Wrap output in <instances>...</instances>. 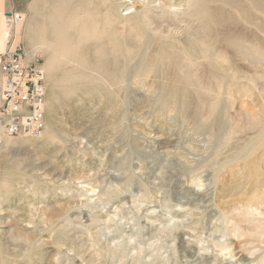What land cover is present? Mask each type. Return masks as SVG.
<instances>
[{"label": "rangeland", "instance_id": "obj_1", "mask_svg": "<svg viewBox=\"0 0 264 264\" xmlns=\"http://www.w3.org/2000/svg\"><path fill=\"white\" fill-rule=\"evenodd\" d=\"M118 1L41 0L19 28L47 128L0 145V264H264V12L212 3L208 25L242 46L187 60L181 82V61L139 68L157 52L149 28L123 65L142 22Z\"/></svg>", "mask_w": 264, "mask_h": 264}, {"label": "bare ground", "instance_id": "obj_2", "mask_svg": "<svg viewBox=\"0 0 264 264\" xmlns=\"http://www.w3.org/2000/svg\"><path fill=\"white\" fill-rule=\"evenodd\" d=\"M169 1L171 0L118 1L117 5L119 9L128 7L126 9L127 12L122 15L123 17L139 16L142 22L141 26H137V24L130 27L122 36V39L130 48V51L126 52L127 55L124 56L123 65L127 62L128 58L132 59V53H135L136 56L141 55V48L146 47L148 40H150L146 31L149 28L150 33L152 32L154 34L153 38H151L157 42V52L148 57L140 56L138 61L139 68L143 70L146 65L152 67V65L165 58L173 59L175 62L181 61L183 62V66L178 73V81L181 80V82H185L187 76L193 71L191 67L185 64L187 60H222L225 58L226 51L228 50L226 47L230 46L235 48L233 51H238V46H242L238 38H234L230 33L214 30L208 25L209 21L213 22L212 17L215 16L214 14L220 13L218 8L210 6L212 3L217 2L223 6L236 5L232 8L242 13H247L250 10L264 12V0H247L249 2L247 11L244 9L242 3L236 4L237 0H204L202 7H195L190 1L183 0L190 11H192L188 12V14L191 13L202 30L199 28L200 31H194L197 37L189 34L186 37H182L179 35L181 30L179 31V28L174 26L171 20L173 18L176 20L179 19V15H182L183 12L173 10L175 6ZM183 34L185 35L186 32H183ZM127 69H124L125 75L128 72Z\"/></svg>", "mask_w": 264, "mask_h": 264}, {"label": "built area", "instance_id": "obj_3", "mask_svg": "<svg viewBox=\"0 0 264 264\" xmlns=\"http://www.w3.org/2000/svg\"><path fill=\"white\" fill-rule=\"evenodd\" d=\"M24 22L25 16L20 13L6 15L7 47L0 61L3 85L0 145L5 136L39 139L47 128L45 72L40 57L33 56L27 62V53L19 40V28Z\"/></svg>", "mask_w": 264, "mask_h": 264}, {"label": "crops", "instance_id": "obj_4", "mask_svg": "<svg viewBox=\"0 0 264 264\" xmlns=\"http://www.w3.org/2000/svg\"><path fill=\"white\" fill-rule=\"evenodd\" d=\"M41 2V0H0V61H1V55L5 51V48L7 47L6 42V34L9 31V27L6 23V15L8 14H14V13H20L23 16H29L37 7V4ZM29 29V28H28ZM26 27L24 29V34L22 38L24 40L27 39L28 35L27 32H29ZM20 33H22L20 31ZM33 59V55L27 53V62L30 63ZM2 91H3V85H2V78L0 76V108L3 105V99H2ZM0 116V121H1Z\"/></svg>", "mask_w": 264, "mask_h": 264}]
</instances>
